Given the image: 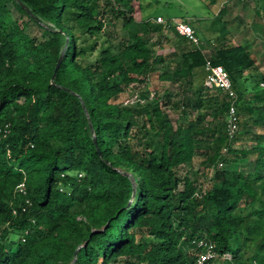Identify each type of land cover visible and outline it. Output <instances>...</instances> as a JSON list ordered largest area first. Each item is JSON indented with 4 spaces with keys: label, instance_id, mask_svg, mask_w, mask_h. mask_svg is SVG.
<instances>
[{
    "label": "trees",
    "instance_id": "16d2710c",
    "mask_svg": "<svg viewBox=\"0 0 264 264\" xmlns=\"http://www.w3.org/2000/svg\"><path fill=\"white\" fill-rule=\"evenodd\" d=\"M149 5L0 0V264H197L201 238L226 264H264V88L241 86L256 51L191 25L197 45ZM207 60L237 94L233 138L226 95L194 88ZM155 73L170 89L150 91ZM131 86L138 99L118 102Z\"/></svg>",
    "mask_w": 264,
    "mask_h": 264
},
{
    "label": "rangeland",
    "instance_id": "374dc122",
    "mask_svg": "<svg viewBox=\"0 0 264 264\" xmlns=\"http://www.w3.org/2000/svg\"><path fill=\"white\" fill-rule=\"evenodd\" d=\"M142 2L143 4L150 3L142 11V15L145 18L155 19V17L161 16L165 21L187 20L198 29L199 36L203 39L212 38L210 35L212 33L211 31L215 34L227 31L229 34L226 36L231 43L250 44L252 47L251 51H256V64L263 57L261 60L262 64L257 70L251 69V71L243 75L241 78V86L246 91H256L264 88V13L260 9L259 0H142ZM220 5L221 7H225V12L219 14L218 11L217 16L216 12ZM26 32L37 41L46 38V34L32 22H28ZM121 35L120 22H117L115 26L108 25L105 29V36L112 40L113 43ZM155 38V35H153V39ZM100 42H102V39L98 40V43ZM170 50L171 47L166 46L157 49V53H165ZM96 52L93 54L95 55ZM203 73H199L200 77L194 82V88L199 87L203 82ZM198 80L200 82H197ZM148 87L151 92L156 90L162 92L164 89H170L169 83L157 78V73L153 74ZM138 91L133 86L128 87L119 95L118 102L132 105L138 99ZM168 113L173 123H175L177 114L172 112ZM192 165L193 170L197 171L199 181L202 182L204 187H207L208 178H205L201 174V170H199L201 167L200 158H195ZM234 165L232 164L231 167ZM222 167L226 166L222 165ZM181 172L190 173V168L183 167ZM217 264L226 263L225 260L218 259Z\"/></svg>",
    "mask_w": 264,
    "mask_h": 264
},
{
    "label": "built area",
    "instance_id": "2783aa9c",
    "mask_svg": "<svg viewBox=\"0 0 264 264\" xmlns=\"http://www.w3.org/2000/svg\"><path fill=\"white\" fill-rule=\"evenodd\" d=\"M155 22L161 24L164 23L166 26L173 27L179 35L186 37L188 40L197 45L201 43L200 39L195 35L191 24L186 21H165L161 16H157L155 17ZM204 71L205 84L219 89L229 100V106L226 114V124L227 133L230 138H233L238 129V116L236 113L237 94L233 89L228 73L223 66L214 65L208 60L204 64ZM218 166L221 167L222 163H219ZM17 190L21 193H25L24 183H20ZM196 243L197 247L200 248L197 255V264H217V260L219 258L214 249V243L205 238L198 239Z\"/></svg>",
    "mask_w": 264,
    "mask_h": 264
},
{
    "label": "crops",
    "instance_id": "0c3cea01",
    "mask_svg": "<svg viewBox=\"0 0 264 264\" xmlns=\"http://www.w3.org/2000/svg\"><path fill=\"white\" fill-rule=\"evenodd\" d=\"M220 7H221V5H220ZM220 7H218V9H217V12H216V15L218 16V11L222 8H220ZM220 8V9H219ZM186 22H188V23H190V21H187V20H185ZM191 24V23H190ZM191 25H193V24H191ZM212 33L210 34L211 36H212V38H205V39H208V40H211L212 42L210 43L211 45H213L214 44V42H213V40L216 38V36H218V34H215V33H213V31H211ZM199 35V34H198ZM200 38H202V37H200ZM205 39H203L202 38V40H205ZM206 44V43H205ZM262 63L260 62H258V67L261 65ZM200 72H204L203 74V82L201 83V84H205V71L203 70V69H200L199 70ZM198 71V69L195 71V77H194V82L197 80V79H199V72ZM197 82H200L199 80L197 81ZM200 86V85H199Z\"/></svg>",
    "mask_w": 264,
    "mask_h": 264
},
{
    "label": "water",
    "instance_id": "95a60500",
    "mask_svg": "<svg viewBox=\"0 0 264 264\" xmlns=\"http://www.w3.org/2000/svg\"><path fill=\"white\" fill-rule=\"evenodd\" d=\"M61 60H62V54L59 56V58H58V60H57V62H56V65H55V68H54V72H53V75H52V79H53L54 76H55V72H56V70H57V68H58V66H59V64H60V62H61ZM75 254H76V252H75ZM73 261H74V259H73ZM73 261H71L70 264H73Z\"/></svg>",
    "mask_w": 264,
    "mask_h": 264
}]
</instances>
